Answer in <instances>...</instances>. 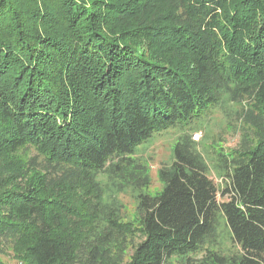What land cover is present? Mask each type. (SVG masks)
<instances>
[{"label": "trees", "instance_id": "16d2710c", "mask_svg": "<svg viewBox=\"0 0 264 264\" xmlns=\"http://www.w3.org/2000/svg\"><path fill=\"white\" fill-rule=\"evenodd\" d=\"M216 115L240 125L235 149L209 145ZM170 131L150 193L140 148ZM5 250L264 264V0H0Z\"/></svg>", "mask_w": 264, "mask_h": 264}, {"label": "rangeland", "instance_id": "374dc122", "mask_svg": "<svg viewBox=\"0 0 264 264\" xmlns=\"http://www.w3.org/2000/svg\"><path fill=\"white\" fill-rule=\"evenodd\" d=\"M232 125H236L234 121L231 122ZM207 128L211 132L210 142L212 147L216 150H219L220 147L223 150L235 149L239 142V128L240 125L236 129L231 126V124H227L225 120L216 115L215 118L207 121ZM205 134V131L197 132L192 135V140L195 142H199L202 139V136ZM195 136H198L197 140ZM174 132L170 131L166 134H161L156 136L152 141L146 145V148H140V154L142 157L147 158L149 161V170H150V178H151V186L149 189L150 193H154L160 189V185L157 179V170L159 167L165 163H169L171 160V146L174 142ZM214 139V140H213ZM218 139V140H217ZM208 151H212L210 147H207ZM213 182L219 187L221 185V181L215 178V176L210 177ZM125 209L128 211L132 210V201L128 197L121 198ZM219 201H226V198H222L220 194H218ZM0 264H26L18 260L11 252L7 250L0 252Z\"/></svg>", "mask_w": 264, "mask_h": 264}, {"label": "built area", "instance_id": "2783aa9c", "mask_svg": "<svg viewBox=\"0 0 264 264\" xmlns=\"http://www.w3.org/2000/svg\"><path fill=\"white\" fill-rule=\"evenodd\" d=\"M196 139H198V136H195Z\"/></svg>", "mask_w": 264, "mask_h": 264}]
</instances>
